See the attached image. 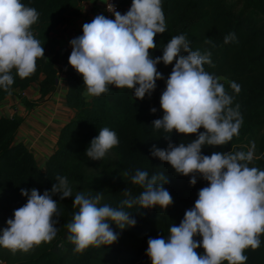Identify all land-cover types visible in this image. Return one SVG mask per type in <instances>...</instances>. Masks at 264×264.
<instances>
[{
	"label": "clouds",
	"instance_id": "1",
	"mask_svg": "<svg viewBox=\"0 0 264 264\" xmlns=\"http://www.w3.org/2000/svg\"><path fill=\"white\" fill-rule=\"evenodd\" d=\"M107 10L114 19L96 15L82 25L83 34L69 42L72 51L68 63L82 75L85 94L99 97L107 94L111 85L131 89L135 98L142 100L156 89L157 80L164 79L157 65L172 64L160 96L163 116L152 122L155 131L165 133L160 137L168 144L166 148L152 145L150 154L170 164L177 175L190 176L192 185L197 183V174L208 181L179 225L170 226L166 238L159 235L148 239L146 255L151 264H246L244 251L259 248L260 236L264 234V170L249 167L254 158L251 149L202 154L204 146L228 144L239 135L243 123L240 106L233 107L234 96L205 70L206 64L213 65L211 49L193 51L186 36L180 34L161 46L162 56L153 58L150 50L157 48L154 38L166 32L162 0H132L124 14L116 11L113 4H108ZM38 18V11L21 0H0V89L9 95L14 73L20 79L30 77L36 71L37 59L45 56L44 47L31 30ZM236 39L235 33H229L223 43ZM205 43L216 47L210 39ZM230 87L235 93L240 92L236 82ZM150 111L155 113L157 109ZM173 132L182 136L195 134L196 138L176 144L171 140ZM118 144L116 133L104 127L91 139L86 155L91 160H102ZM131 183L143 191L132 197L125 188L128 198L119 207L101 205L102 191L73 194L66 176L57 175L55 183L43 194L36 188H21L27 202L6 221L8 227L0 235V246L15 254L51 242L61 216L59 203L52 198L56 194L60 200L74 195L72 207L77 210L65 225L74 253L82 254L90 246L111 245L118 239L111 223L120 229L136 224L125 207L138 204L140 208L160 206L167 210L173 203L163 172L150 176L147 170L136 169ZM196 236L202 239L196 240ZM200 247L204 249L202 254L195 251Z\"/></svg>",
	"mask_w": 264,
	"mask_h": 264
},
{
	"label": "trees",
	"instance_id": "2",
	"mask_svg": "<svg viewBox=\"0 0 264 264\" xmlns=\"http://www.w3.org/2000/svg\"><path fill=\"white\" fill-rule=\"evenodd\" d=\"M86 0H21L26 6L35 8L39 13L38 21L32 25V32L44 47L45 56L36 61V71L28 78L20 79L14 73L13 89L23 90L31 83L39 87V100L53 93L58 84L56 64L66 65L67 83L66 104L75 110L74 116L65 122L59 130L55 147L46 159L44 170L39 169L32 152L15 136L22 117L17 115L0 116V235L8 227L6 221L13 217L14 210L27 202L21 195V188H36L40 194L50 189L57 175L66 176L77 191H102L100 204L119 207L127 199L124 189L131 191L132 197H138L143 189L131 183L136 169L147 170L149 175L163 172L168 178L165 188L172 196L173 203L164 210L160 206L151 209L140 208L138 204L124 210L136 220L133 227L120 229L115 223L110 227L118 239L111 245L89 247L82 254L74 253V245L67 239L69 235L65 225L70 223L73 213L74 195L57 200L61 216L56 237L47 243H41L28 252L17 251L0 246V258L6 264H151L146 255L148 239L169 235L171 225H179L185 211L194 206L198 191L208 186V181L197 174V183L190 184V176L177 175L165 161L152 157V145L166 148L168 141L155 131L152 122L162 118L160 96L166 87V79L173 65H157L164 79L156 81V89L141 100L135 98L128 88L109 86V92L99 97L87 99L82 75L68 63L69 52L63 48L49 47L51 34L58 28L69 24L78 15ZM125 12L132 0H118ZM165 15L166 32L157 34V48L150 50L153 58L163 55L162 45L176 35L184 34L193 51L203 53L211 49L213 65H205V70L218 78L226 92L234 96L233 107L240 106L243 123L239 135L226 145L204 146L202 154L213 152H254L249 167L264 170V0H162ZM235 33L236 40L224 44V37ZM78 34L82 35L81 31ZM216 44L212 48L205 40ZM48 52L52 53L48 57ZM174 63V62H173ZM232 82L240 85L237 94L230 87ZM8 95L0 89V102ZM27 104L29 102H26ZM155 107L157 111L151 112ZM108 127L119 138V144L113 147L102 160H91L85 149L99 131ZM200 131H204L203 128ZM195 134L182 136L172 133V142H190ZM254 142V148L252 146ZM128 173V175H124ZM196 240L202 237L196 236ZM256 250L248 248L244 254L246 264H264V234ZM204 252L203 247L195 250ZM222 264H228L227 261Z\"/></svg>",
	"mask_w": 264,
	"mask_h": 264
},
{
	"label": "crops",
	"instance_id": "3",
	"mask_svg": "<svg viewBox=\"0 0 264 264\" xmlns=\"http://www.w3.org/2000/svg\"><path fill=\"white\" fill-rule=\"evenodd\" d=\"M98 14H103V0L84 1L73 21L51 34L49 47L63 48L69 52L70 56L72 51L70 40L79 36L78 31L82 32V25L91 22ZM51 56L52 53L48 52V57ZM56 66L58 70L57 88L44 99H38V84L31 83L23 90L13 89L11 95L8 94L0 102V116L17 115L23 118L15 141L22 142L28 147L41 170H44L46 159L55 147L60 128L75 114V110L66 104V65L58 62ZM85 97L91 98L86 94Z\"/></svg>",
	"mask_w": 264,
	"mask_h": 264
},
{
	"label": "built area",
	"instance_id": "4",
	"mask_svg": "<svg viewBox=\"0 0 264 264\" xmlns=\"http://www.w3.org/2000/svg\"><path fill=\"white\" fill-rule=\"evenodd\" d=\"M108 4H113L115 6V10L119 11L121 14L126 13L125 10L120 7L118 0H103V15H105L106 17L114 19L113 14L107 10ZM0 264H6V262L2 258H0Z\"/></svg>",
	"mask_w": 264,
	"mask_h": 264
}]
</instances>
